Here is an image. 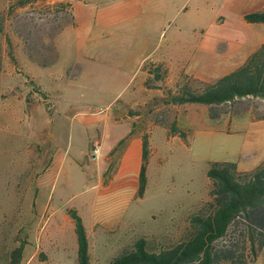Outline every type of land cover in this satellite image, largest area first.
<instances>
[{
    "label": "rangeland",
    "instance_id": "rangeland-1",
    "mask_svg": "<svg viewBox=\"0 0 264 264\" xmlns=\"http://www.w3.org/2000/svg\"><path fill=\"white\" fill-rule=\"evenodd\" d=\"M72 1L0 0V264H10L12 252L20 245L26 252L19 264H78L73 224L66 226L59 215L47 221L45 213L81 211L88 196L94 203L93 193L86 195V190H92L99 172L108 169L107 157L122 151L125 132L131 128V123L115 118L135 88L118 86L124 75L120 78L111 70L110 46L103 51L106 57L88 54L83 43L64 32L73 23ZM84 1L103 8L125 0ZM158 1L169 6L171 30L183 25L191 35L198 28L208 40L207 50L201 55L196 52L185 73L189 76L180 82L195 91L225 76V69L264 42L259 35L245 41L230 57L232 63L212 56L208 49L210 39L232 34L231 26L239 25L244 13L259 9L261 0ZM212 66L218 70L213 72ZM207 108V118L195 120L186 143L180 139L166 143V137H172L169 132L153 128L155 153L148 162L146 192L125 203L123 235L106 241L101 253L94 246L92 264H109L141 237L157 250L178 243L190 229L189 216L213 202L207 176L211 163L234 162L247 172L264 161L263 98L214 106L217 119L210 117ZM164 111L159 122L168 127L176 112L170 107ZM95 146L100 153L93 158ZM52 148L61 150L65 169L37 190L49 158L45 151ZM70 160L79 162L80 168L68 172ZM243 225V221L234 225L216 247L233 240L245 264H264V245L257 242L256 251L252 249Z\"/></svg>",
    "mask_w": 264,
    "mask_h": 264
},
{
    "label": "crops",
    "instance_id": "crops-1",
    "mask_svg": "<svg viewBox=\"0 0 264 264\" xmlns=\"http://www.w3.org/2000/svg\"><path fill=\"white\" fill-rule=\"evenodd\" d=\"M261 1L263 2L261 7L253 12L264 10V0ZM71 8L73 23L64 32L73 35L77 43H83L88 54L104 53L103 57H106L103 51L110 46L111 70L124 75L118 86L126 89L133 85L135 88L122 101L123 106L115 118L116 122L131 123L129 132H125L128 136L127 142L118 155L107 157L108 169L99 172L92 190H86V195L93 193L94 203H91L92 199L88 196L83 209L78 211L87 230L92 264L94 246L101 253L108 246L106 241L115 237L118 239L123 235L120 227L122 208L127 201L138 195L144 137H149L152 158L155 153L152 142L153 128L159 127L168 132L164 123L159 122L166 113L164 109L170 107L174 110L176 116L173 122L188 131L195 127L196 119H201L202 116L207 118L208 106L197 103L174 105L169 95L180 90L181 80L189 76L185 74L189 63L193 61L197 51L201 55L207 50L208 40L202 36V30L198 28H194L191 35L182 27L183 25H177L176 29L171 30L174 23L169 18V6L158 0H125L119 5L103 8L90 5L84 0H75L71 2ZM253 12L244 13L243 16ZM226 23L223 22L221 26ZM257 25L259 24H250L243 19L239 25L231 26L232 34L210 39L213 40L208 46L211 55L232 63L230 57L242 49L245 41H252L257 35L264 36V26L256 28ZM192 40L195 43L191 47ZM164 41L166 43L162 46ZM262 45L264 42L254 47L255 49L245 55L240 63L230 65L231 68L225 69L224 72L229 74L236 71ZM149 65L154 69L159 68V79H155ZM212 67L215 70L213 72L218 70L217 66ZM178 139L185 143L179 136H172L170 139L166 137V143ZM60 152L58 148H52V151L46 149L45 153L49 154V158L42 167L37 190L45 186L50 178H56L61 169H65ZM79 166V162L70 160L67 170L69 172L72 169H79ZM128 174H132V177H128ZM66 175L68 177L66 186L70 187L72 185L70 176ZM46 208L45 206L44 209ZM48 213L49 211L45 213L47 221L59 215L66 226L72 223L75 229L68 210L62 214L59 209L50 215ZM58 227L55 228L56 231ZM52 228L54 229V226ZM76 247L78 250V242Z\"/></svg>",
    "mask_w": 264,
    "mask_h": 264
},
{
    "label": "trees",
    "instance_id": "trees-1",
    "mask_svg": "<svg viewBox=\"0 0 264 264\" xmlns=\"http://www.w3.org/2000/svg\"><path fill=\"white\" fill-rule=\"evenodd\" d=\"M250 24H264V10L245 15ZM150 72L159 79V68L149 65ZM149 84V82H148ZM174 105L197 103L209 107L212 119H217L214 106L233 103L247 97L264 99V45L257 49L236 71L214 83L195 91L183 84L178 92L170 94ZM172 136L188 141V130L176 122L167 127ZM150 158L149 137H144L143 164L139 177L138 197L146 192L147 167ZM207 176L212 185L213 202L189 216L190 229L176 244L160 250L153 249L144 237L138 238L131 247L123 248L109 264H245L243 252L235 241L217 248V242L226 239L232 227L243 221L248 240L256 251L257 242L264 245V161L252 171L241 172L234 162H213ZM68 213L75 224L78 242V264H90L87 230L83 219L75 209ZM24 246L20 245L11 255L10 264H19Z\"/></svg>",
    "mask_w": 264,
    "mask_h": 264
},
{
    "label": "built area",
    "instance_id": "built-area-1",
    "mask_svg": "<svg viewBox=\"0 0 264 264\" xmlns=\"http://www.w3.org/2000/svg\"><path fill=\"white\" fill-rule=\"evenodd\" d=\"M99 146H95L94 148H93V154H92V156H93V158H96L97 157V155H99Z\"/></svg>",
    "mask_w": 264,
    "mask_h": 264
}]
</instances>
